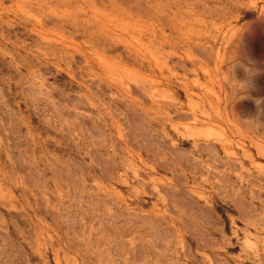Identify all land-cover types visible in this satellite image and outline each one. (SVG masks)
I'll list each match as a JSON object with an SVG mask.
<instances>
[{
  "label": "rangeland",
  "instance_id": "1",
  "mask_svg": "<svg viewBox=\"0 0 264 264\" xmlns=\"http://www.w3.org/2000/svg\"><path fill=\"white\" fill-rule=\"evenodd\" d=\"M0 264H264V0H0Z\"/></svg>",
  "mask_w": 264,
  "mask_h": 264
}]
</instances>
